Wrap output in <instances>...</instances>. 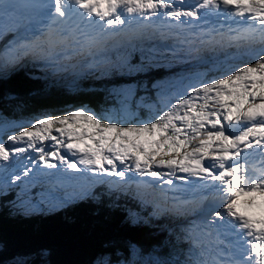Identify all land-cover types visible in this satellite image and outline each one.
<instances>
[{"label":"snow or ice","instance_id":"obj_1","mask_svg":"<svg viewBox=\"0 0 264 264\" xmlns=\"http://www.w3.org/2000/svg\"><path fill=\"white\" fill-rule=\"evenodd\" d=\"M185 3L186 0H34L21 5L16 0H0V21L5 18L12 21L18 32L14 43L0 52V65L5 66L15 65L25 55L37 51L45 53L44 58L50 62L61 52L75 51L77 47L87 48L91 55V47L110 35V29L131 27L134 23L143 25L150 17H156L168 27L191 28L181 18L200 19L202 10L205 17L215 14L225 19L219 28L200 34L198 39L202 43H219L216 36H220L230 46L261 45L254 62L229 69L220 78L200 86L189 84L191 94L187 98L180 95L169 111L139 126H121L118 119L100 117L82 108L67 115L38 119L30 126H22L7 140L13 144L22 142L39 152L40 161L50 169L57 168L48 159L53 157L76 172L86 169L124 179L133 165L118 170L116 162L125 165L132 160L134 170L141 176L151 177L146 183L159 187L166 200L170 191L193 194V200L171 198L177 213L184 211L197 195L201 201L210 198L218 201L219 206L212 209L202 225L188 230L185 239L191 246L186 258L174 264H264V218L256 220L237 211L242 206L254 207L257 197L264 200V0H196L195 4L182 7ZM168 18L177 23L172 25ZM34 20H39L42 27H34ZM69 122L73 125L71 128L55 129L66 139L51 134L50 125L62 126ZM122 133L131 135L122 136ZM202 136L205 138L200 139ZM48 139L73 156L80 153L79 160L68 159L59 149L45 151L36 147V142ZM86 139L95 143L94 149L81 148L73 142ZM194 141H198L195 147L187 150ZM26 150L19 146L9 148L0 141V170ZM157 156L161 159L156 160ZM209 156L210 161H205ZM154 167L168 171L153 170ZM178 172L186 175L177 176ZM174 178L184 181L188 188L175 185ZM20 179L19 175L13 178ZM163 185L170 187L164 189ZM205 192L209 195H204ZM203 228H214L218 237L235 233L238 240L245 239L236 246L209 248L195 234Z\"/></svg>","mask_w":264,"mask_h":264},{"label":"trees","instance_id":"obj_2","mask_svg":"<svg viewBox=\"0 0 264 264\" xmlns=\"http://www.w3.org/2000/svg\"><path fill=\"white\" fill-rule=\"evenodd\" d=\"M145 34L136 30L125 45L91 54L89 63L98 68L89 66L79 75L67 73L60 62L44 64L34 54L9 67L0 65V114L29 120L38 114L61 116L87 108L122 123L145 122L153 114L148 108L159 102L161 82L192 69H198L203 83L210 82L254 62L259 52L258 43L247 53L244 46L220 40L201 44L200 60L190 49L182 64L153 47L161 40L158 33ZM125 108L129 113L123 115ZM69 197L66 205L54 210L42 205L38 211L22 212L12 205L9 192L0 193V264H37L42 254L45 264H93L102 254L129 264H174L186 258L191 245L183 231L185 211H155L134 190L99 183L92 184L87 195Z\"/></svg>","mask_w":264,"mask_h":264},{"label":"rangeland","instance_id":"obj_3","mask_svg":"<svg viewBox=\"0 0 264 264\" xmlns=\"http://www.w3.org/2000/svg\"><path fill=\"white\" fill-rule=\"evenodd\" d=\"M195 2L196 0H186L185 5H182V7L195 4ZM137 19L139 18L137 17ZM168 19L169 21H171L170 18ZM234 19H238V18L234 17ZM148 21L149 22L144 21L143 25H138L134 23L131 27H129L128 25L116 26L114 29L109 30V32L111 33L110 35L104 36L105 40L112 44H117V43L125 44L126 41L133 38L134 36L133 30H135L137 27L153 25L155 30L159 28L162 30L160 32L163 33V34L158 33L159 34L158 36L161 37V40L157 42V44H153V45H157L153 47H155L161 52L166 53L167 59L172 60L174 62L180 61V63L186 64V60H187V57L189 56L190 49H194V54L195 56H197L196 60L201 59V56H198L197 54L198 53L197 48H199L202 43L200 39H198L200 34L204 33V29L202 28H219L221 24H225V19L222 15L217 17L215 14H211L205 17L203 15V10H202V15L200 19L190 18L186 20L187 24L192 25L191 28H188L187 25L181 26L180 31L182 33L174 37H169L167 35L170 32L169 29L166 26H164V24L160 23V21H158L156 17H150ZM174 22L175 24L177 23L176 21ZM145 32H146L145 35L147 37L150 35V33H152V31L150 30H147ZM125 33H128L129 35ZM187 33L190 34L191 38L189 39L188 37V40H185V38L187 37ZM112 38H115V41H112ZM3 39L5 41L3 43V47L0 46V52L10 47L8 46V44L11 42V40L8 37L6 38L3 37ZM224 40H227V39H224ZM244 47L246 48L247 53L250 51H254L253 46L244 45ZM256 47H257V51H260L261 45L259 44ZM78 49L79 47L76 48V52L78 51ZM107 50H110V49H107ZM33 54L39 56V51ZM40 55H44V53H41ZM25 56H28V55H25ZM90 58H91V55H89L86 58H83L82 56V60H81L82 70H85L89 66L90 68H94V69L98 68L93 65H90L89 63ZM42 59H46V58H42ZM191 62H194V61H191ZM203 63H207V61L205 60L203 61ZM9 66H12V65H6V67H9ZM6 67L2 66L1 68L4 69ZM202 83L203 82L200 79V72H198V69H192V70L186 71L185 73L179 72L173 78H170V79H167L161 82V85H162L161 89L156 93V96L159 102L154 108L152 109L148 108V112H153V114L151 115V119H149V121L154 120L155 118H158V116L162 115L165 111H169L170 105L176 104L178 102V97L180 95H184V97L187 98V96L191 94L190 89L188 88L189 84L200 86ZM127 90L128 89H126V91ZM197 103H202V101H197ZM141 106L142 104L139 102V107ZM78 109H82V108L73 109V111H76ZM125 113H129L127 108L123 109L122 111L123 115ZM48 117H49L48 115L38 114L36 115L35 119L13 120V119L7 118L3 114H0V141L6 143L9 148L19 146V147H25L27 149L26 152L15 155L13 161L9 163L3 170H0V193L9 192L12 197V200L14 201L12 205L17 207L18 210L22 212L38 211L39 209L42 208V205H46L47 207L52 208L53 210L57 209L63 205H66V203L71 199V197L69 196H71L73 193H80V196L87 195L90 192L91 187L89 188L87 193L82 194L87 190V185L93 180L100 179V178L94 177L93 174L95 173H92L88 170H86L84 175L82 173L81 174L79 173L77 175L76 173H74L76 172L75 170L68 169L66 165H61V164L59 165V167L57 166V168H52L53 169L52 173L46 172L47 167L44 165L42 161H40L39 152L35 151L32 148H27V145L22 142H17L16 144H13L12 142L7 140V137L9 135L17 134L21 130L22 126H30L36 120L44 119ZM132 122L133 123H122L121 122V126H129V125L139 126L142 123L136 120L135 121L132 120ZM72 126L73 125L71 124V122H69L62 126L61 125H56V126L50 125L49 127L52 129V133H51L52 135L63 140V139H66V137H60L59 132L56 131L55 129L57 127L71 128ZM206 127L210 128V125H206ZM88 130L91 131L92 129L89 127ZM77 131H80L79 127L77 128ZM110 135L114 136L115 133H111ZM121 135L123 136V135H131V134L122 133ZM204 138L205 137H203V139ZM73 142L77 143L79 147L81 148H87L89 146H91L93 149L95 148V143L91 140L86 139L82 142L81 141H73ZM117 143H127V142L118 141ZM36 147L44 148L45 151H55L59 149L60 153L64 151L65 156L67 155L66 153L67 150L65 151V149H63V146L55 144V141L51 139L44 140L42 142H39V141L36 142ZM181 151L183 152L185 150L183 149ZM66 157H68L71 160L78 161L80 158V153H77L76 156H73L70 153V155ZM163 158L168 159V157H163ZM48 159L52 163L56 164L55 158L49 157ZM155 159L160 160L161 157L157 156L155 157ZM207 160H208V157H207ZM116 163L118 165V170L122 167H125L128 164H131L134 166V161L132 160L126 161L125 165H120L119 161H117ZM143 163H144V160H143V157H141V164ZM78 167L81 168L82 165H78ZM28 169H31V171L28 172V175H24V172ZM133 174L134 173L127 171L125 174V178L124 179L120 178L122 180L121 183H124L126 181H131L132 178L130 175H133ZM17 175H19L21 179L18 181H14L13 178ZM105 175H106V178H101V179H105L106 181H108L107 183L109 185L113 183L121 184V183H117L114 181L115 176H111L108 174H105ZM151 190L155 191L157 189L153 188ZM154 197H159L158 192L154 193ZM256 203H259V205H261L264 208V200H261V198L257 197ZM151 205L154 206V209L158 207L157 204L154 202H151ZM167 205L170 207L172 206V204H169V203H167ZM241 213L243 214L244 212H241ZM259 213H260V206H259V210H256V209L251 210L252 216H258ZM261 218H264V214L262 215ZM185 219H186L185 223H183L184 232L187 233L185 229L189 230L190 228H194L198 226L197 222L199 219L197 220L193 218L189 219V216H187ZM185 224L187 225V228ZM232 237L233 236H228V234H226L225 237H220L222 239L221 241L219 240L218 242V240H215V244L216 246L223 247L222 243H224L225 246L231 247L233 245L232 243L229 244V241H231ZM202 238H203V241H202L203 244L209 248H212V246L210 245L211 238H209V235H206V236L203 235ZM186 253H185V256H186ZM44 258H45V255L42 254L39 257V261L37 264H45ZM93 264H129V263L125 262L122 259H120L119 261H110L107 254H102L98 258L95 259Z\"/></svg>","mask_w":264,"mask_h":264},{"label":"bare ground","instance_id":"obj_4","mask_svg":"<svg viewBox=\"0 0 264 264\" xmlns=\"http://www.w3.org/2000/svg\"><path fill=\"white\" fill-rule=\"evenodd\" d=\"M183 7H187V6H183ZM181 19H182V20H186V19H189V17H182ZM146 21H148V20H146ZM6 29H7V30H6V32L3 34V37H4V38L8 37V38L11 40V42L8 44V46H10L11 43H13V42L16 40L17 35H18V32H17V30H16V28H15L14 25H7V26H6ZM173 29H176V28H175V27H170V30H171V31H172ZM177 29H178V28H177ZM187 36H189V35H187ZM3 40H4V39H3ZM74 52H75V51H73V50L70 49L68 55H69L70 57H72V56H74ZM63 149H65V151H66V148L63 147ZM190 149H191V148H190ZM190 149H189V150H190ZM61 153L64 154V151L61 152ZM66 153H67L66 156H69V155H70L69 152L66 151ZM64 155H65V154H64ZM67 158H68V157H67ZM210 158H211V157H208V160H207V157H205V161H210ZM68 159H69V158H68ZM55 162H56L57 166L59 167L60 164H59L58 159L55 158ZM133 168H134V167H133ZM154 168H155V167H154ZM81 169H84V166H83V165H82ZM46 170H47L46 172H50V173L53 172V169H50V168H48V167H47ZM132 171L136 172L134 169H133ZM85 172H86V169L83 170V171H81V172H74V173H76V174H79V173L81 174V173H82V174L84 175ZM72 173H73V172H72ZM178 173H179V172H178ZM136 174H138V173L136 172ZM179 174H180V175H186V174H184V173H179ZM95 175H97V176H95ZM94 176H95V177H105V176L103 175V173H95ZM145 176H146V175H145ZM145 179L148 180V179H152V178L149 177V176H146ZM192 179H193V178H192ZM114 180H115L116 182H118V183L121 182L120 178L117 177V176H115ZM137 181H138V183H140V184L146 185V190L152 192L153 195H154V193H157V192H158L159 197H162V198H163L165 201H167L168 203H172V204H174V201H173L171 198L174 197V196H178L175 192L170 191V192L167 193V197H168V199L166 200L164 194L161 192V190H160L159 187H156V186H154V187H152V186H148L147 183H146L147 181H146V180H143V178L141 179L140 176L137 178ZM150 188H151V189L154 188V189H157V190L153 191V190H151ZM166 189H168V188H166ZM182 199H183V198H182ZM195 200L200 202V208H201V209L207 210L206 213H204V214H200V216H198V217L195 218L196 220L199 219L198 222H197V223H198V226H199V225H202V224H203L204 219H205L206 217H209V216H210L212 209H215V208H217V207L219 206V202H218V201H215V200H213V199H211V198H210L209 200H206V201H201V200L199 199V197H197ZM259 206H260V213L258 214V216H252V215H251V210H253V209L259 210ZM237 211H239V212H244V213H243L244 215L250 216V217H252L253 219H256V220L261 219L262 215L264 214V208H263L261 205H259V203H256V205H255L254 207H252V208H246V207H243V206H242V207H239V209H237ZM188 224H189V223H188ZM201 230L203 231V233H204L205 236L208 235L209 232L212 233V235H209V238H211L210 245H211L212 247L216 246V244H215V240H218V242H219V240H220V241L222 240L220 237H218V236L215 235V229H214V228H212V229L203 228V229H201ZM237 232H239V229H237ZM227 234H228L229 236H233V237L231 238V241H230V242L232 243L233 246H236V245L240 244V243L245 239V237H240V239L238 240L237 237H236V234H233V233H227ZM205 238H206V237H205ZM222 246H225V244L222 243Z\"/></svg>","mask_w":264,"mask_h":264}]
</instances>
